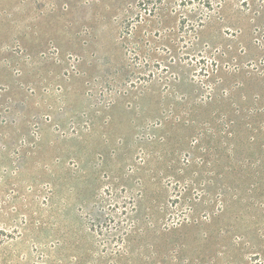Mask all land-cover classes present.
I'll return each instance as SVG.
<instances>
[{"label":"rangeland","instance_id":"rangeland-1","mask_svg":"<svg viewBox=\"0 0 264 264\" xmlns=\"http://www.w3.org/2000/svg\"><path fill=\"white\" fill-rule=\"evenodd\" d=\"M264 255V0H0V264Z\"/></svg>","mask_w":264,"mask_h":264},{"label":"trees","instance_id":"trees-1","mask_svg":"<svg viewBox=\"0 0 264 264\" xmlns=\"http://www.w3.org/2000/svg\"><path fill=\"white\" fill-rule=\"evenodd\" d=\"M251 260L253 261L254 264H264V255L260 256L256 254L255 256H253V259Z\"/></svg>","mask_w":264,"mask_h":264}]
</instances>
